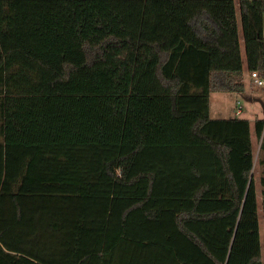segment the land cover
Returning <instances> with one entry per match:
<instances>
[{"label": "trees", "instance_id": "trees-1", "mask_svg": "<svg viewBox=\"0 0 264 264\" xmlns=\"http://www.w3.org/2000/svg\"><path fill=\"white\" fill-rule=\"evenodd\" d=\"M247 71L264 0H0V264H264Z\"/></svg>", "mask_w": 264, "mask_h": 264}, {"label": "rangeland", "instance_id": "rangeland-1", "mask_svg": "<svg viewBox=\"0 0 264 264\" xmlns=\"http://www.w3.org/2000/svg\"><path fill=\"white\" fill-rule=\"evenodd\" d=\"M238 4V0H236ZM244 52V46L242 48ZM246 69V67H245ZM243 82L245 84V92L242 94L238 93H211L210 95V105L212 119H231L232 117L242 120H247L250 122L252 128V136L254 143V155H255V178L258 190L260 191V177L264 175V165L260 164V145L261 142L254 133L255 122L264 119V96L261 92L254 88L250 84L247 73L244 74ZM240 103L242 107V113L240 116H236L237 103ZM218 105L220 106L222 112L220 116L217 113ZM234 112V114H233ZM261 196L259 195V203ZM261 211V207H260ZM261 234L263 235V224L261 219ZM264 244V241H263ZM263 256H264V245H263Z\"/></svg>", "mask_w": 264, "mask_h": 264}, {"label": "built area", "instance_id": "built-area-1", "mask_svg": "<svg viewBox=\"0 0 264 264\" xmlns=\"http://www.w3.org/2000/svg\"><path fill=\"white\" fill-rule=\"evenodd\" d=\"M248 79L250 80V84L258 89L261 94L264 96V73L258 72V71H247ZM242 107L240 103H237V109H236V116H240L242 113Z\"/></svg>", "mask_w": 264, "mask_h": 264}, {"label": "crops", "instance_id": "crops-1", "mask_svg": "<svg viewBox=\"0 0 264 264\" xmlns=\"http://www.w3.org/2000/svg\"><path fill=\"white\" fill-rule=\"evenodd\" d=\"M211 99V98H210ZM211 103V102H210ZM221 112H222V110H221V108H220V106L218 105V108H217V113L219 114L218 116H220V114H221ZM210 114H211V105H210ZM233 114H234V112H233ZM238 117V116H237ZM232 118H234V117H232ZM231 118V119H232Z\"/></svg>", "mask_w": 264, "mask_h": 264}]
</instances>
